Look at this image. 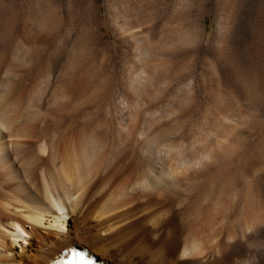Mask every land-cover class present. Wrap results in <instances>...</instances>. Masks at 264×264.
<instances>
[{
    "label": "bare ground",
    "instance_id": "bare-ground-1",
    "mask_svg": "<svg viewBox=\"0 0 264 264\" xmlns=\"http://www.w3.org/2000/svg\"><path fill=\"white\" fill-rule=\"evenodd\" d=\"M101 3L0 0V264H264V0Z\"/></svg>",
    "mask_w": 264,
    "mask_h": 264
},
{
    "label": "rangeland",
    "instance_id": "rangeland-1",
    "mask_svg": "<svg viewBox=\"0 0 264 264\" xmlns=\"http://www.w3.org/2000/svg\"><path fill=\"white\" fill-rule=\"evenodd\" d=\"M101 1H103V0H98V3H99L100 5L102 4ZM102 22H103L104 29H105V31H104L103 33L106 35L107 38H109V41H110V42H114V43H116V41H115V39L113 38V35H112L111 31H110V28H109L108 22H107V20H106L105 17H104V10L102 11ZM207 25H208V27H209V31H208V38H209V37H211V31L213 32L214 29H215V19L212 18V17H208V19H207ZM110 34H111V35H110ZM111 39H112L113 41H112Z\"/></svg>",
    "mask_w": 264,
    "mask_h": 264
}]
</instances>
